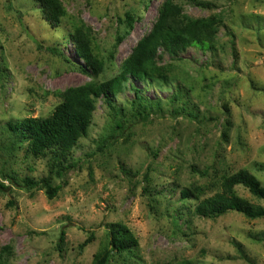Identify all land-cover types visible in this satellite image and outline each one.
Masks as SVG:
<instances>
[{"label": "rangeland", "instance_id": "1", "mask_svg": "<svg viewBox=\"0 0 264 264\" xmlns=\"http://www.w3.org/2000/svg\"><path fill=\"white\" fill-rule=\"evenodd\" d=\"M58 1L65 16L52 28L37 1L0 0V183L7 186L10 174L19 182L49 177L59 187L51 200L43 189L0 193V246L12 247L10 263L91 264L107 244L108 226L120 223L138 247L110 264H264V217L229 211L203 218L194 212L196 200L180 199L183 189L212 196L223 176L242 170L264 186V0H171L187 20L215 19L213 48L188 47L172 58L159 49L166 87L130 79L112 98L113 109L98 99L63 177L50 168V157L32 158L25 142L11 143L7 124L46 117L60 102L57 92L90 81L68 37L73 26L89 30L93 51L105 62L97 79L108 80L167 0ZM126 13L135 17L130 31ZM129 84L161 103L147 119L135 118ZM178 86L199 121L170 113L166 98ZM234 191L264 208L242 186Z\"/></svg>", "mask_w": 264, "mask_h": 264}, {"label": "trees", "instance_id": "2", "mask_svg": "<svg viewBox=\"0 0 264 264\" xmlns=\"http://www.w3.org/2000/svg\"><path fill=\"white\" fill-rule=\"evenodd\" d=\"M35 1L40 6L44 21L50 27L57 28L65 16L59 1ZM134 21L135 17L132 14H125L124 24L127 31L132 29ZM216 27L217 24L213 18L187 20L181 15L179 6L167 0L159 10L152 28L136 43L129 57L122 63L119 72L108 80L98 81V76L104 71L105 62L94 53L89 30H85L82 25L73 26L68 37L74 45L76 54L87 68L81 71L90 78V81L82 86L57 92L55 95L60 102L46 117H29L8 123L11 143L12 141H18V144L25 142L27 154L32 158L50 157V168L58 177H63L74 166V162L71 161L72 151L79 140L87 136L98 99L102 98L105 104L113 109L112 98L124 89V83L129 82L130 79L166 87L169 84L168 73L166 67L158 66L156 63L158 50L164 51L172 58L177 57L188 47L211 49L215 40ZM121 39L119 36L118 41ZM128 88L135 93L132 100L135 118L147 119L150 116L149 112H154V109L161 106L159 101L145 99L141 91L135 89L133 85L129 84ZM186 96L184 88L176 87L174 93L166 98V103L171 108L170 113L175 118L199 121L193 106L185 100ZM115 111L121 116L122 122H125L124 115L117 109ZM116 127L119 128L120 124ZM124 172L126 175H132L130 172ZM147 177L148 174L145 172L143 179ZM4 178L9 182L7 186L0 183V193L13 186L27 191L43 189L46 197L51 200L59 191V187L52 186L49 177L40 178L38 181L24 177L21 182L10 174H5ZM236 186H242L253 197L264 201V186L246 170L223 176L219 183L220 190L212 196L200 199L197 191L203 195L202 188L183 189L180 192V199L196 200L194 212L203 218H217L229 211L237 212L250 220L263 218L264 208L238 197L234 191ZM63 239L64 232H60L58 238L60 249ZM92 240L93 235L90 234L80 244L79 249L82 250ZM137 247V239L125 225L110 224L107 228V244L94 254L91 264H110L115 256L132 255ZM12 253L13 249L10 245L0 246V264H11Z\"/></svg>", "mask_w": 264, "mask_h": 264}]
</instances>
